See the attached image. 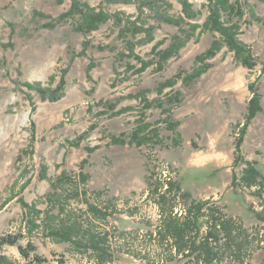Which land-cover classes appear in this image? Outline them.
Masks as SVG:
<instances>
[{
  "label": "rangeland",
  "instance_id": "374dc122",
  "mask_svg": "<svg viewBox=\"0 0 264 264\" xmlns=\"http://www.w3.org/2000/svg\"><path fill=\"white\" fill-rule=\"evenodd\" d=\"M182 1L0 0V237L45 261L10 244L1 256L201 264L177 253L167 222L206 202L192 234L209 232L212 214L233 220L231 238L213 240L215 264H264V0ZM85 5L110 18L85 31ZM62 80L57 100L29 84ZM251 85L262 110L248 123ZM250 166L262 184L244 181ZM168 181L181 190L159 199ZM76 221L89 243L49 234Z\"/></svg>",
  "mask_w": 264,
  "mask_h": 264
},
{
  "label": "trees",
  "instance_id": "16d2710c",
  "mask_svg": "<svg viewBox=\"0 0 264 264\" xmlns=\"http://www.w3.org/2000/svg\"><path fill=\"white\" fill-rule=\"evenodd\" d=\"M184 4L187 5V2L184 0L182 1ZM75 7V6H74ZM83 14V24L82 28L85 29V31H92L97 29L101 24L107 22V20L110 18L108 14H106L103 10L96 11L95 9H92L89 5H85V9L81 11ZM262 22H264V18H259ZM231 28L225 27L223 23L220 22V25L218 26V30L220 33L225 37L228 38L230 41V44L232 45V48L235 50L237 57L241 60L242 64L245 66H248L250 68L254 67L256 63L251 62V58L244 57V49L242 45H240L238 42H236V39L234 36H231L230 32ZM220 49L219 44H214L212 47H210L206 53L205 58L212 57L216 54V51ZM250 54V52H249ZM199 72V71H198ZM197 75L199 73H196ZM35 90L40 92L43 99H50V100H57L63 95V87H64V81L59 83V85L56 87H44L40 82L35 83H29ZM251 90L253 92V97L250 99L248 104V116H247V122H251V120L257 116L259 111L262 110V108L259 105V101L261 99V95L259 94V90L255 85H251ZM244 132V131H243ZM138 135L134 136L135 139H137L140 142L147 141L150 139V137H138ZM243 134V133H242ZM148 138V139H147ZM243 140L238 141L237 144V150L240 151L241 144ZM141 144V143H140ZM251 163V162H247ZM262 174L260 170L255 168L254 166H250L247 169H245L243 174L244 181L247 182L249 186L258 185L260 182L262 184ZM83 180H85V176L83 175ZM174 184L171 181H168L167 188L164 191V193L159 195V199H165V194L170 192L174 186ZM161 188V186H157V188ZM179 191L181 188L176 185L175 187ZM185 196L189 197L190 193H185ZM206 202H199L196 205L193 204L189 208V212L187 213L185 221H181L179 219L176 220V218L170 219L167 222L168 231L173 234L175 237V246L177 249L178 254H183L186 258H191L192 256L197 257L198 262L201 264H215L217 262V251L214 250L213 246V240L219 241L220 234L224 233V235H227L229 238L233 233V220L231 218H228L227 220L221 219L219 216L212 214V222L210 223V231L207 232L203 237H200L199 234L193 233L192 231L194 228L199 229V223H200V215L201 211L204 208V204ZM262 217L261 215H259ZM263 218V217H262ZM68 224V223H67ZM72 229H70V227ZM67 225V227L61 228L58 230L57 228L52 227L51 231L49 232L50 235L54 237H62L63 239L71 240L73 243H75L78 246L80 243H89L85 240L84 236L89 232L90 227H84L79 221H76L75 224L71 223L70 225ZM73 229L77 230L80 234L81 231L85 234H80L81 237L78 234V237H80V241H76L75 239L71 238L70 236H73ZM49 230V228H48ZM72 230V232L70 231ZM71 232V234H70ZM68 235V236H67ZM84 235V236H83ZM163 237V236H162ZM82 241V242H81ZM106 240L98 241V246L102 247L104 244L103 242ZM6 244L10 245H17L19 248V251L21 255L26 259H32L38 263H42L45 261V259L37 253L36 246L28 242L27 245H22L19 243V236L15 235H7V236H1L0 237V251L2 250L3 246ZM62 263L64 260H60ZM0 264H16L12 261H9L7 258L0 255Z\"/></svg>",
  "mask_w": 264,
  "mask_h": 264
}]
</instances>
